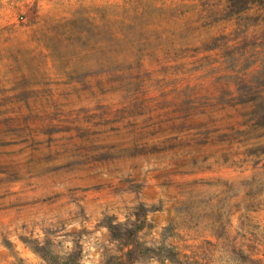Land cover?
I'll return each instance as SVG.
<instances>
[{
  "label": "rangeland",
  "instance_id": "1",
  "mask_svg": "<svg viewBox=\"0 0 264 264\" xmlns=\"http://www.w3.org/2000/svg\"><path fill=\"white\" fill-rule=\"evenodd\" d=\"M252 2L0 0V264H105L111 222L136 264H264V119L228 99Z\"/></svg>",
  "mask_w": 264,
  "mask_h": 264
},
{
  "label": "trees",
  "instance_id": "2",
  "mask_svg": "<svg viewBox=\"0 0 264 264\" xmlns=\"http://www.w3.org/2000/svg\"><path fill=\"white\" fill-rule=\"evenodd\" d=\"M227 1V14L229 18L241 22L244 18L243 13L245 10L238 8L239 0ZM252 1V3L258 6L256 23L257 25H261L264 23V0ZM259 69L245 72V77H242L239 81L240 86L232 92V95L235 94V96L231 95L228 98L229 102L235 100L233 102L235 105L242 104L244 107L251 109L244 114L248 117L244 123L249 126L258 125L260 120L264 119V68H262V71H259ZM107 228L114 239L119 240L122 248L120 255L109 256L105 264H136L143 257H154L155 248L147 246L145 242L140 240L138 235L139 231L143 228V224L111 222L107 225Z\"/></svg>",
  "mask_w": 264,
  "mask_h": 264
}]
</instances>
